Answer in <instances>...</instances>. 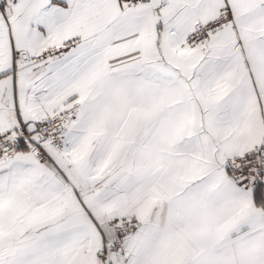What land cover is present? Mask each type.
Masks as SVG:
<instances>
[{"label": "snow or ice", "instance_id": "6c2138e0", "mask_svg": "<svg viewBox=\"0 0 264 264\" xmlns=\"http://www.w3.org/2000/svg\"><path fill=\"white\" fill-rule=\"evenodd\" d=\"M0 264H264V0H0Z\"/></svg>", "mask_w": 264, "mask_h": 264}]
</instances>
